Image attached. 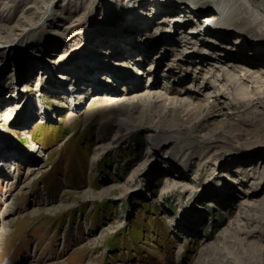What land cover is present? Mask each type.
<instances>
[{
	"label": "rangeland",
	"instance_id": "374dc122",
	"mask_svg": "<svg viewBox=\"0 0 264 264\" xmlns=\"http://www.w3.org/2000/svg\"><path fill=\"white\" fill-rule=\"evenodd\" d=\"M26 1L0 0V262L264 264V64L176 60L203 18L160 0Z\"/></svg>",
	"mask_w": 264,
	"mask_h": 264
},
{
	"label": "bare ground",
	"instance_id": "6f19581e",
	"mask_svg": "<svg viewBox=\"0 0 264 264\" xmlns=\"http://www.w3.org/2000/svg\"><path fill=\"white\" fill-rule=\"evenodd\" d=\"M29 1L30 0L26 1V7L24 8L22 15L20 16L18 23H20L21 20L28 15L31 7H35V5H32L31 3L28 4ZM130 1H132V0H130ZM212 1L213 0H173V1L172 0H160L159 1L160 2L159 3L160 9L163 8V10L168 11L162 17V18H164L163 22L168 20L167 18H165L167 15H172V17L170 18V22H172L173 24H175L176 22H177V24H179L181 22L184 23V22H186L185 21L186 16H187L186 13L188 11L193 12L194 10L196 11V13L199 16H201L200 19L203 18L200 21L198 20V22L203 23L202 26H200L199 29L197 28L195 30L190 29L189 27H188L189 28L188 29L187 27L182 28L180 26L174 25L176 30L180 27L179 28L180 30H185L189 33L188 34L189 37L185 36L184 39H186V41H185L186 44L190 46V47H188L189 49L186 48V50H183V48H182V51H186V52L188 51L190 56H188L185 53L181 54V56H179V54L181 53V52H179L178 54L175 55L176 60L178 59V61H179V60H181V58L183 59V57H188V58L190 57L189 59H191V58L194 59L195 57L200 55L199 58L201 61H206L207 59H212V60L215 59V60H221L223 62L224 60H227V63L228 62L242 63V64L249 66V67H252V68L255 65H260V63L264 64V45H263L264 40L262 39L263 38L262 35L260 36L259 34L255 33V32H243L244 26L239 23V19L241 17V14H242V12H244V13H246V15L249 16V18H250L252 24H254L255 28L258 27L259 25L264 26V0H214L215 3H213ZM154 2L155 1H153L152 3H154ZM168 2H170L171 5L166 6V4H168ZM163 3H165L164 4L165 7L162 6ZM136 6H134V5L131 6L129 8V13H133L132 12L133 8H135ZM206 7L215 8V10L213 13L205 15L204 13H206V11L204 9ZM173 9L178 10V11H176L177 14L176 13L170 14L171 10H173ZM49 11L50 10L48 9V11L45 13V17ZM158 12H159V10H158ZM148 15H150V14H148ZM45 17L42 16V20ZM221 17H225V20L215 22L216 20H219ZM188 19H190V18H188ZM171 31L172 30L169 27V29L164 31L163 34H161V36H158L157 40H155L154 42H151L149 45H147L146 46L147 49L143 48L142 52L146 51V53L149 54L153 50L154 47L165 44L166 38L170 37L169 34L171 33ZM201 33L204 37V40L206 39L203 42L201 40L202 39L201 35H199ZM196 41H200L201 44H198V46L191 45L193 42L196 44ZM258 41H261L260 43H263V44H260ZM176 43H177L176 41H175V43L172 42L173 45ZM233 44H235L236 46H233ZM12 45H14V44L10 43L9 45H7V47L2 46V47H0V49L8 48L9 46H12ZM239 46L246 47V48L241 49V50H253V52H254L257 49L258 52H256L254 54V56H251L250 59L247 57H245V58L240 57L238 55V51H236V47H239ZM234 49H235V51L231 52ZM208 50H211L212 52L217 53L218 54L217 58H216V56H212L210 54V52H208ZM192 52H194V53L191 54ZM156 57H158V56H155V59L153 61H156ZM93 59H94L93 56H91V60H93ZM221 61H219V62H221ZM151 64H152V62H151ZM174 64H176V63H174ZM225 67L228 69V71H230L232 73L235 72V70H237V68H235L231 65H226ZM252 74L253 73L246 72V71L238 72L234 78L235 79H241V78H244L245 76H250ZM257 74L263 75L264 72L263 71L260 73L257 72ZM169 140H171V137L167 138L165 140L155 141L154 146H152V148L156 149V151L158 152L159 149H161L164 145H166V143ZM149 143H151V142H149ZM149 143H148V146L150 145ZM147 149H148L147 151H149V148H147ZM26 156L29 157L28 159H30V157H31V155L29 156L28 154H26ZM2 157H3V154L0 155V158H2ZM257 163H258V161L254 162L253 164L256 165ZM262 164H264V162H262L261 165ZM261 173H264V168H263V171H261ZM7 264H14L13 260H10V258H9ZM200 264H204V263L200 262Z\"/></svg>",
	"mask_w": 264,
	"mask_h": 264
},
{
	"label": "trees",
	"instance_id": "16d2710c",
	"mask_svg": "<svg viewBox=\"0 0 264 264\" xmlns=\"http://www.w3.org/2000/svg\"><path fill=\"white\" fill-rule=\"evenodd\" d=\"M45 132H43L41 129L39 131H37L36 135L34 136V139L37 140L38 137L41 138V140H43V138L45 137ZM110 164H113V162H109Z\"/></svg>",
	"mask_w": 264,
	"mask_h": 264
}]
</instances>
